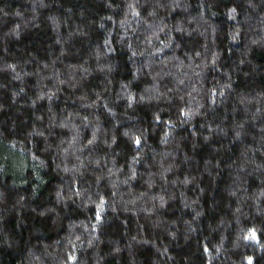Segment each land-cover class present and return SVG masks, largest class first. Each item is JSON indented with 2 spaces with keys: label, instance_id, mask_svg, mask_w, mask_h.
I'll return each mask as SVG.
<instances>
[{
  "label": "trees",
  "instance_id": "16d2710c",
  "mask_svg": "<svg viewBox=\"0 0 264 264\" xmlns=\"http://www.w3.org/2000/svg\"><path fill=\"white\" fill-rule=\"evenodd\" d=\"M0 264H264V0H0Z\"/></svg>",
  "mask_w": 264,
  "mask_h": 264
}]
</instances>
